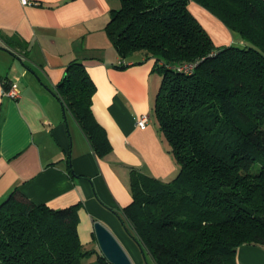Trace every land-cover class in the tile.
<instances>
[{"label": "trees", "instance_id": "16d2710c", "mask_svg": "<svg viewBox=\"0 0 264 264\" xmlns=\"http://www.w3.org/2000/svg\"><path fill=\"white\" fill-rule=\"evenodd\" d=\"M117 1L104 30L120 60L153 59L161 79L151 114L177 164L169 181L131 170L121 223L147 264H236L239 245L264 246V0ZM190 1L243 44L214 46ZM94 91L72 60L54 94L103 155ZM93 253L79 240L77 205L36 204L16 188L0 201V264H83Z\"/></svg>", "mask_w": 264, "mask_h": 264}, {"label": "crops", "instance_id": "0c3cea01", "mask_svg": "<svg viewBox=\"0 0 264 264\" xmlns=\"http://www.w3.org/2000/svg\"><path fill=\"white\" fill-rule=\"evenodd\" d=\"M116 0H0V201L14 188L36 204L77 205V233L95 253L83 264H102L93 223L101 222L141 257L119 216L132 200L131 170L169 181L176 161L151 114L161 76L153 59L133 54L120 60L104 27ZM188 8L214 46L242 39L194 1ZM72 60L82 62L95 84L91 110L110 150L95 153L55 86ZM136 62V63H135ZM19 95H3L8 80ZM149 114L144 128L136 119ZM101 255V254H100ZM133 258V257H132ZM134 260V259H133ZM236 264H264V246L241 244Z\"/></svg>", "mask_w": 264, "mask_h": 264}, {"label": "water", "instance_id": "95a60500", "mask_svg": "<svg viewBox=\"0 0 264 264\" xmlns=\"http://www.w3.org/2000/svg\"><path fill=\"white\" fill-rule=\"evenodd\" d=\"M93 233L98 251L109 264H134L121 243L101 222L93 223Z\"/></svg>", "mask_w": 264, "mask_h": 264}, {"label": "built area", "instance_id": "2783aa9c", "mask_svg": "<svg viewBox=\"0 0 264 264\" xmlns=\"http://www.w3.org/2000/svg\"><path fill=\"white\" fill-rule=\"evenodd\" d=\"M22 4L28 3V0H20ZM118 63L125 64L124 60H119ZM191 64H185L182 66H179L178 68L180 70L189 71L191 69ZM3 86V95L8 96L10 98H16L19 95V88L17 81L14 80H8ZM149 114H142L136 119V125L140 128H144L148 122Z\"/></svg>", "mask_w": 264, "mask_h": 264}, {"label": "rangeland", "instance_id": "374dc122", "mask_svg": "<svg viewBox=\"0 0 264 264\" xmlns=\"http://www.w3.org/2000/svg\"><path fill=\"white\" fill-rule=\"evenodd\" d=\"M116 2H117V4H119V2L116 0ZM237 45H239V44H237ZM156 72V71H155ZM159 74V73H158ZM161 76V75H160ZM133 244L136 246V244L133 242ZM124 247V246H123ZM125 248V247H124ZM136 248H137V250H138V253H139V255H140V257H141V263L140 264H147L144 260H143V258H142V255H141V253H140V249L136 246ZM126 250V249H125ZM127 252V251H126ZM130 256V255H129ZM135 256H138V254L137 253H135V255L133 254V255H131V260L133 261V263L134 264H136V262H134L135 260H133L134 258H136V260H138V258L139 257H135ZM132 257H134V258H132ZM151 262V261H150Z\"/></svg>", "mask_w": 264, "mask_h": 264}, {"label": "bare ground", "instance_id": "6f19581e", "mask_svg": "<svg viewBox=\"0 0 264 264\" xmlns=\"http://www.w3.org/2000/svg\"><path fill=\"white\" fill-rule=\"evenodd\" d=\"M135 253H136V252H135ZM135 253L131 251V255H133V254L135 255ZM135 257H138V256H135ZM133 258H134V257H133ZM134 260L136 261V258H134Z\"/></svg>", "mask_w": 264, "mask_h": 264}]
</instances>
